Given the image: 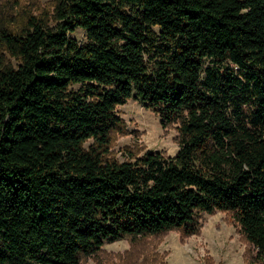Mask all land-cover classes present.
<instances>
[{
	"label": "trees",
	"instance_id": "trees-1",
	"mask_svg": "<svg viewBox=\"0 0 264 264\" xmlns=\"http://www.w3.org/2000/svg\"><path fill=\"white\" fill-rule=\"evenodd\" d=\"M132 98L177 125V153L111 155ZM216 211L264 262V0L0 10V264H81L107 240L184 239Z\"/></svg>",
	"mask_w": 264,
	"mask_h": 264
},
{
	"label": "rangeland",
	"instance_id": "rangeland-1",
	"mask_svg": "<svg viewBox=\"0 0 264 264\" xmlns=\"http://www.w3.org/2000/svg\"><path fill=\"white\" fill-rule=\"evenodd\" d=\"M53 6L54 0H0L3 11L16 12L27 7L38 13L51 11ZM71 35L81 42L87 40L81 28ZM209 63H212L210 59ZM118 111L128 131L116 135L112 156L123 161L150 149L166 155L177 153L180 148L177 125L164 127L158 114L134 98L119 105ZM201 221V232L184 239L180 231L171 230L163 237L147 235L133 241L128 237L107 240L99 252L84 257L81 264H264L254 259L253 247L247 255L248 246L228 213H205Z\"/></svg>",
	"mask_w": 264,
	"mask_h": 264
}]
</instances>
